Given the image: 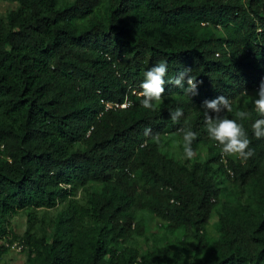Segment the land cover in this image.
<instances>
[{"label":"trees","instance_id":"1","mask_svg":"<svg viewBox=\"0 0 264 264\" xmlns=\"http://www.w3.org/2000/svg\"><path fill=\"white\" fill-rule=\"evenodd\" d=\"M0 1L17 4L0 19V260L18 244L27 264H264V125L252 129L264 117L249 102L264 80V0ZM159 63L165 91L145 108L140 85ZM186 69L183 88L167 83ZM219 96L231 112L206 107ZM205 113L241 124L253 155L223 153ZM188 131L205 161L164 154ZM143 213L177 249L137 246Z\"/></svg>","mask_w":264,"mask_h":264},{"label":"clouds","instance_id":"2","mask_svg":"<svg viewBox=\"0 0 264 264\" xmlns=\"http://www.w3.org/2000/svg\"><path fill=\"white\" fill-rule=\"evenodd\" d=\"M167 73V65L165 63H159L152 66L145 74L144 80L142 81L139 95L143 97L141 103L145 108H152V101L161 100L164 94L165 75ZM186 74H189V70L186 69L183 72L178 73V78L170 79L167 81L169 84L177 85L183 88V80ZM196 78L188 76L186 91H193L196 88ZM260 98L254 101L255 109L259 116L264 117V80L260 83ZM218 105H223L228 112L232 111L231 104L224 96H219L217 100L212 102H206V107L213 109L216 112L220 111ZM181 109H177L173 115V121L182 114ZM236 117L240 119L248 118L249 114L245 111H237ZM206 131L209 138L217 141L222 146V152L229 155H236L243 159H248L253 155V151L249 150L250 140L248 139L247 133L241 124H238L236 120L229 118H216L213 119L205 113ZM264 125V119H257L252 124V129L257 138L262 137L261 126ZM196 138V134L188 131L184 135V153L185 156L191 158L194 153L190 147L191 142Z\"/></svg>","mask_w":264,"mask_h":264},{"label":"rangeland","instance_id":"3","mask_svg":"<svg viewBox=\"0 0 264 264\" xmlns=\"http://www.w3.org/2000/svg\"><path fill=\"white\" fill-rule=\"evenodd\" d=\"M72 0H68V2H71ZM17 6L16 2H10V1H0V19H4L8 12L15 9ZM260 98L259 95L255 94L253 95L252 99L249 100L250 103L252 101L254 102L256 99L258 100ZM164 154L182 164H186L187 157L184 153V144L182 142L176 141L174 143H171L165 150ZM208 156L207 149L203 146H199L197 150L195 151L194 155L191 157V160L193 161H199L203 162L206 160ZM228 191L223 194L221 199V204L228 205L230 203H233L235 200V197L233 193L231 192V187L226 184ZM231 192V193H230ZM57 210H53L50 212L51 216H55L57 214ZM140 221L141 226L144 230H148L147 234L144 238H136L135 242L137 246L140 249H149L154 246H162L164 244L168 245L171 249H177V240L171 236L170 234H167L164 229L161 226V221L155 218L154 216L148 215V214H141L140 215ZM217 218L214 214L212 219L210 220V223L207 227V234L209 236H215V224H216ZM26 216L23 213H18L17 216H15L11 220V228L13 231L18 235L22 236L23 233L26 230ZM134 245V244H131ZM186 248L190 249L189 244L185 243ZM27 256L26 252H24L23 249L19 248V245H13L9 248L8 253L2 257L0 260V264H27L26 262Z\"/></svg>","mask_w":264,"mask_h":264},{"label":"built area","instance_id":"4","mask_svg":"<svg viewBox=\"0 0 264 264\" xmlns=\"http://www.w3.org/2000/svg\"><path fill=\"white\" fill-rule=\"evenodd\" d=\"M128 105V102L127 101H125L123 104H121V105H116V104H105V108L106 109H110V108H112V107H114V108H125L126 106ZM221 161L225 164V159H224V157L223 156H221ZM229 173H231L229 170H227ZM19 248H22L21 246H19Z\"/></svg>","mask_w":264,"mask_h":264}]
</instances>
